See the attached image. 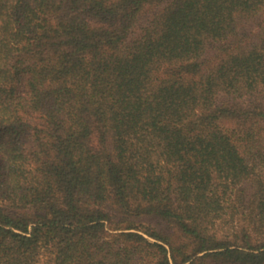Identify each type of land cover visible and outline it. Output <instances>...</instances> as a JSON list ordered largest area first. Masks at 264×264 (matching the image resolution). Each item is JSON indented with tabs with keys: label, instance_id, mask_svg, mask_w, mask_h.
<instances>
[{
	"label": "trees",
	"instance_id": "1",
	"mask_svg": "<svg viewBox=\"0 0 264 264\" xmlns=\"http://www.w3.org/2000/svg\"><path fill=\"white\" fill-rule=\"evenodd\" d=\"M0 264H264V0H0Z\"/></svg>",
	"mask_w": 264,
	"mask_h": 264
}]
</instances>
